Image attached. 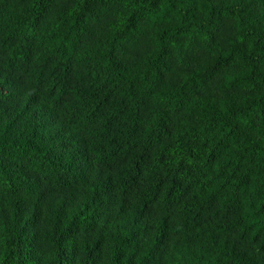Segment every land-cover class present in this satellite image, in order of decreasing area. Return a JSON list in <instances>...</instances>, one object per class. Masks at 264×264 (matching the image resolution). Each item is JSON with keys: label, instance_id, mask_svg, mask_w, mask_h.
Returning <instances> with one entry per match:
<instances>
[{"label": "trees", "instance_id": "1", "mask_svg": "<svg viewBox=\"0 0 264 264\" xmlns=\"http://www.w3.org/2000/svg\"><path fill=\"white\" fill-rule=\"evenodd\" d=\"M0 264H264V0H0Z\"/></svg>", "mask_w": 264, "mask_h": 264}]
</instances>
